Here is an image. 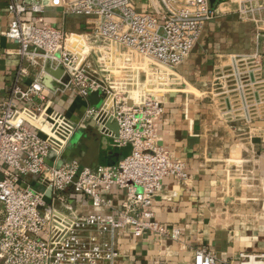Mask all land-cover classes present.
Wrapping results in <instances>:
<instances>
[{"label": "built area", "instance_id": "1", "mask_svg": "<svg viewBox=\"0 0 264 264\" xmlns=\"http://www.w3.org/2000/svg\"><path fill=\"white\" fill-rule=\"evenodd\" d=\"M145 1L141 12L138 0H5L2 35L18 64L0 99V264H125L124 240L179 241L152 208L163 180L182 186L187 167L160 145L158 127L180 91L177 67L216 10L209 0ZM238 13L264 23V0H239ZM71 17L83 19L77 32L66 29ZM209 89L234 132L264 119L257 53L228 55ZM58 95L82 104L79 117L53 106ZM88 130L127 153L110 166L65 160L75 134ZM238 259L264 264V252ZM217 263L213 252L193 251L192 264Z\"/></svg>", "mask_w": 264, "mask_h": 264}, {"label": "crops", "instance_id": "2", "mask_svg": "<svg viewBox=\"0 0 264 264\" xmlns=\"http://www.w3.org/2000/svg\"><path fill=\"white\" fill-rule=\"evenodd\" d=\"M238 4L216 1V17L177 67L180 91L164 105L159 121L160 145L185 162L187 179L182 186L164 179L152 211L158 223L179 229V241L124 240L125 264H192L193 251L199 249L213 252L217 264H238L241 252H264V119L234 132L221 115L222 99L209 91L228 55L257 53L264 77V23L240 17ZM7 21L6 2L0 0V99L18 64L13 44L2 35ZM63 98L52 97L53 106L59 109ZM81 106L67 103V114L79 117ZM82 133L73 137L65 160L110 166L127 153L112 149L92 130Z\"/></svg>", "mask_w": 264, "mask_h": 264}, {"label": "rangeland", "instance_id": "3", "mask_svg": "<svg viewBox=\"0 0 264 264\" xmlns=\"http://www.w3.org/2000/svg\"><path fill=\"white\" fill-rule=\"evenodd\" d=\"M139 2V11L144 12L145 11V0H138ZM43 16L45 17V19L47 21H49L53 26L56 27H61V19H60V14L57 13L55 10L53 9H47L45 11V14H43ZM30 17V16H29ZM32 17V16H31ZM83 19L79 18V19H75L73 17L68 18L67 20V30L68 31H73V32H77L79 31V25L82 24ZM68 99L66 97H64L61 101H60V108L59 110L63 113H65L66 111V104H67ZM92 133L97 135V133L95 132V130H92ZM78 136H82L83 137V133L82 132H78L76 133ZM79 140V137H76V139L74 140L75 142Z\"/></svg>", "mask_w": 264, "mask_h": 264}, {"label": "water", "instance_id": "4", "mask_svg": "<svg viewBox=\"0 0 264 264\" xmlns=\"http://www.w3.org/2000/svg\"><path fill=\"white\" fill-rule=\"evenodd\" d=\"M216 1H217V0H209L210 6H211V7H214V5L216 4ZM89 104H90L91 106H98V105H99V100H98V98H97V95L91 96V97L89 98Z\"/></svg>", "mask_w": 264, "mask_h": 264}]
</instances>
